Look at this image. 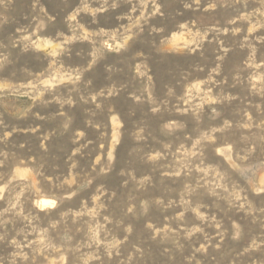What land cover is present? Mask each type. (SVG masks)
I'll return each mask as SVG.
<instances>
[{"label": "rangeland", "instance_id": "obj_1", "mask_svg": "<svg viewBox=\"0 0 264 264\" xmlns=\"http://www.w3.org/2000/svg\"><path fill=\"white\" fill-rule=\"evenodd\" d=\"M156 5L0 0V264L12 240L17 264H239L233 187L264 207L249 183L264 174V17L235 0Z\"/></svg>", "mask_w": 264, "mask_h": 264}, {"label": "clouds", "instance_id": "obj_2", "mask_svg": "<svg viewBox=\"0 0 264 264\" xmlns=\"http://www.w3.org/2000/svg\"><path fill=\"white\" fill-rule=\"evenodd\" d=\"M128 2L131 3L132 0H128ZM197 2H199V0H197ZM69 3H70V0H63V4L67 5ZM103 3L105 6H107L109 4V0H103ZM235 3L237 5H240L241 3H243L245 8H247V5L250 3L260 5L259 9L256 12L251 13V15H246L244 17L245 19L250 20L252 17H264V0H235ZM149 4H152L155 9V11L152 14L153 16L159 15L161 13V9L156 5V0H140L141 8L147 9ZM116 7H117V4L115 3L112 4L113 9H115ZM101 10L107 11L108 9L107 7H104ZM77 15H79V12L75 14H71L68 17V19L75 20ZM92 15L95 17L96 13L93 12ZM49 19H51V17H49ZM143 19L144 17L142 16L141 20ZM149 19H151V17H149ZM95 22L96 21L93 20V23ZM136 26L139 27V24H137ZM187 27L188 26L186 24L181 25L182 29L186 30ZM160 31H163V29H161ZM152 32H156V29L153 28ZM132 39H133L132 36H128V38L124 41L125 45H127L129 41H131ZM173 39L174 40L180 39V37L174 36ZM140 55L142 56L143 54L140 53ZM6 60H7L6 56L3 59H0V65H4ZM110 70L111 69H109V71ZM112 94L114 93L109 94L108 99L111 98ZM100 96H104V93L101 92ZM96 99H97L96 96L91 97V100L93 102H95ZM85 102L87 103V101ZM96 107L99 109L101 105L97 104ZM120 126L123 127V125H120ZM168 127L169 129H171L172 127H174V125H168ZM77 135L81 139H83L84 133L77 132ZM137 135L140 136L142 135V133H138ZM77 143H79V141H77ZM243 155L245 156V159L243 161L245 165L248 164L249 160H253L254 162V159H253L254 157L259 158L257 149L253 146H248L247 151H245ZM112 159H113L112 155L109 154L108 160H112ZM151 159L156 160L157 156H153L151 157ZM96 163L99 164L100 160L97 159ZM3 167H4V164L0 163V168H3ZM261 181H264V174H262L259 177V179L255 182L249 181V183L252 186L251 190L255 193L257 197L264 196V183H262ZM237 188L238 186L233 187L232 193H230V195L234 193L235 195V205L234 206L238 208L239 211H242L245 213V216L248 217V226H249L248 229H246L244 227H241V225L236 222H233L231 225V229L234 231V234L230 236V239L233 243L240 244L245 239L248 240V245L240 253V256L237 257V260L239 261V264H264V207L254 208L248 196L243 193V190H237ZM2 192L3 190L0 189V200L4 198L2 195ZM196 215L201 221H206L208 219L207 217L200 215L199 210L196 211ZM212 223L216 224L215 220H213ZM216 227L217 229H219L221 226L216 225ZM249 229H256V231L255 233H253ZM127 231L129 235H131L132 229L128 228ZM200 232H201L200 228L194 229V231L189 234L188 239L190 240L193 235H196L197 233H200ZM218 238L220 240V245H218L215 248V251H220V247L224 244L225 239L229 238V231L225 230V231L220 232ZM4 242H5V237L3 235H0V243H4ZM206 243H207V247H205L204 245H201L199 249L200 252L205 253V254L208 253L209 248L213 247L210 242H207V240H206ZM9 246L15 247L17 249V251L13 253L12 255V260L10 264H17L18 259H23L25 261L29 259L27 255L23 254V249L21 248L20 244L17 243L16 240H12ZM28 247H31V245H29ZM135 252L139 253L140 249L139 248L135 249ZM108 255L109 257H111L112 253L109 252ZM116 255L119 256L120 252H116ZM0 259H2V257H0Z\"/></svg>", "mask_w": 264, "mask_h": 264}, {"label": "bare ground", "instance_id": "obj_3", "mask_svg": "<svg viewBox=\"0 0 264 264\" xmlns=\"http://www.w3.org/2000/svg\"><path fill=\"white\" fill-rule=\"evenodd\" d=\"M44 203V202H43Z\"/></svg>", "mask_w": 264, "mask_h": 264}]
</instances>
